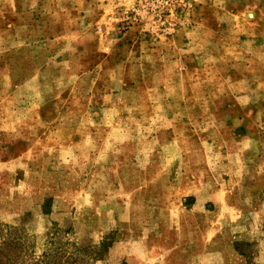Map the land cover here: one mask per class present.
<instances>
[{"label":"rangeland","instance_id":"rangeland-1","mask_svg":"<svg viewBox=\"0 0 264 264\" xmlns=\"http://www.w3.org/2000/svg\"><path fill=\"white\" fill-rule=\"evenodd\" d=\"M0 264H264V0H0Z\"/></svg>","mask_w":264,"mask_h":264}]
</instances>
